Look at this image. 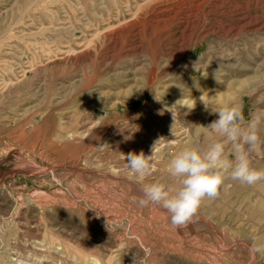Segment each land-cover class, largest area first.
I'll list each match as a JSON object with an SVG mask.
<instances>
[{
  "label": "rangeland",
  "instance_id": "1",
  "mask_svg": "<svg viewBox=\"0 0 264 264\" xmlns=\"http://www.w3.org/2000/svg\"><path fill=\"white\" fill-rule=\"evenodd\" d=\"M263 57L264 0H0V264H264V181L222 170L183 228L138 204L176 186V154L223 140L211 108L242 103L246 125Z\"/></svg>",
  "mask_w": 264,
  "mask_h": 264
},
{
  "label": "clouds",
  "instance_id": "2",
  "mask_svg": "<svg viewBox=\"0 0 264 264\" xmlns=\"http://www.w3.org/2000/svg\"><path fill=\"white\" fill-rule=\"evenodd\" d=\"M255 104L256 109L249 113L246 125L242 103L211 108L210 114H216L218 118L206 128L223 140L212 143L206 151L192 147L176 154L168 166L176 186L159 182L143 184L138 204L141 207L149 204L161 206L170 214L172 226L183 228L192 221L206 197L217 196L225 178L222 170H230V178L241 185L254 186L264 181V168L253 167L251 160L252 153L264 147V138L260 135L264 128V95L257 96ZM204 105L205 111H208L209 106L206 103ZM228 145H231L234 156L232 160L226 155ZM125 159L126 168L141 182L151 175L154 168L153 154L130 152ZM248 250L253 255L264 254V242L253 237Z\"/></svg>",
  "mask_w": 264,
  "mask_h": 264
},
{
  "label": "bare ground",
  "instance_id": "3",
  "mask_svg": "<svg viewBox=\"0 0 264 264\" xmlns=\"http://www.w3.org/2000/svg\"><path fill=\"white\" fill-rule=\"evenodd\" d=\"M223 1V0H222ZM228 1V0H227ZM225 2V1H224ZM223 3V2H222ZM190 5V4H189ZM236 6V5H235ZM242 8V7H241ZM220 11V10H219ZM192 12V11H191ZM236 13H239V22L240 23H244L246 20H247V18L245 17V13L243 14V13H240V11L239 12H236ZM193 14V13H192ZM233 14V13H232ZM220 15V14H219ZM251 15V14H250ZM254 15V14H253ZM260 15V14H259ZM219 19V18H218ZM231 19V18H230ZM141 20V19H140ZM204 22V21H203ZM119 23V22H118ZM218 24V23H217ZM229 29V28H228ZM234 31V30H233ZM187 33V32H186ZM98 35V34H97ZM74 51V50H73ZM257 52V51H256ZM264 58V57H263ZM237 63V62H236ZM230 64V63H229ZM206 67V66H205ZM235 79V78H234ZM238 79V78H237ZM231 81V80H230ZM234 81V80H233ZM238 82H236V84H237ZM229 84V83H228ZM230 84H231V82H230ZM240 84V87H242V92L244 91V89H245V87H244V85H245V81H241V83H239ZM247 87V86H246ZM230 90H232V89H230ZM241 92V93H242ZM184 93H186V92H184ZM228 93V92H227ZM238 93H240V92H238ZM214 94V93H213ZM213 94L212 95H210L211 97L213 96ZM242 95V94H241ZM208 96V95H207ZM194 97V96H193ZM192 97V98H193ZM207 98H209V97H207ZM193 100V99H192ZM191 101V100H190ZM235 101V100H234ZM236 102V101H235ZM235 102H233V103H235ZM198 103V102H197ZM227 104V103H226ZM194 109V108H193ZM163 147V146H162ZM168 151V150H167ZM170 152V151H169Z\"/></svg>",
  "mask_w": 264,
  "mask_h": 264
}]
</instances>
